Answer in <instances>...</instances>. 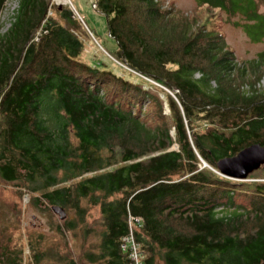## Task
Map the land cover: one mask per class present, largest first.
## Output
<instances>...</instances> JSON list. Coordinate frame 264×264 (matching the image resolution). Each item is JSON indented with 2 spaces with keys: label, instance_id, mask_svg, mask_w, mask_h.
Wrapping results in <instances>:
<instances>
[{
  "label": "trees",
  "instance_id": "trees-1",
  "mask_svg": "<svg viewBox=\"0 0 264 264\" xmlns=\"http://www.w3.org/2000/svg\"><path fill=\"white\" fill-rule=\"evenodd\" d=\"M93 2L116 44L105 51L157 85L84 58L85 32L69 7L18 0L0 32V181L36 207L72 212L55 230L82 226L84 240L94 237L89 264H130V217L140 218L132 233L143 264H264V165L244 181L216 168L264 145V92L241 89L261 76L264 53L239 67L223 33L173 23L157 0ZM196 2L240 15L234 25L264 40L256 0ZM92 207L96 226L86 224ZM43 240L29 235V264H77ZM22 255L11 234L0 237V264H23Z\"/></svg>",
  "mask_w": 264,
  "mask_h": 264
},
{
  "label": "rangeland",
  "instance_id": "rangeland-1",
  "mask_svg": "<svg viewBox=\"0 0 264 264\" xmlns=\"http://www.w3.org/2000/svg\"><path fill=\"white\" fill-rule=\"evenodd\" d=\"M51 2L56 5L69 7L74 17L79 20L81 28L85 32V35L81 37L84 41V58L102 62L108 68L113 69L115 73L129 80L140 81L139 79H143L157 85L154 81L141 76V74L132 71L126 65L114 60L107 52H112L116 48V44L114 39L109 37L107 33L104 15L94 10L93 6L95 4L93 0H51ZM157 2L163 8L172 12L174 16L173 23L186 20L188 24H193L194 28L204 27L205 29L207 25L206 28L223 33L226 44L234 52L239 67H248L249 61L256 59L258 54L264 53V40L259 43L251 42L243 30L234 25L236 21H244L240 15H235L228 19L223 12L208 8L205 5H199L196 0H157ZM256 2L259 11L264 12V0H256ZM17 6L18 0L6 1L0 15V32H5L10 27ZM83 19L94 33L96 39L91 35V31L84 24ZM262 70H264V66ZM260 75L258 80H255L254 77L247 79L253 84L251 83L250 86L249 82L242 83L241 89L248 94L253 90L264 92V71ZM199 76L200 74H195V78ZM159 93V98L163 104V113L168 115L166 98L161 92ZM167 93L173 97L169 91ZM173 98L176 100L175 96ZM173 148L176 149L177 147L174 145ZM259 172L260 174L264 173V169ZM261 180L264 181V178ZM29 199L30 196L28 194L20 195L16 187L0 181V237L4 238L6 235L11 234L12 243L23 250V264H29L30 262V250L27 244L29 235L34 236L37 234L43 235L45 248L54 251L58 250L61 255H68L79 264H88L85 263L83 257L84 251L91 250L97 240L92 236L84 240L82 226H79L73 232L64 230L63 233H59L55 230V226L61 221L73 219V213L66 212L65 218L60 220L52 209L45 210L36 207ZM99 218L98 207H92L86 217V224L96 226ZM95 248L94 246L92 251H95Z\"/></svg>",
  "mask_w": 264,
  "mask_h": 264
},
{
  "label": "water",
  "instance_id": "water-1",
  "mask_svg": "<svg viewBox=\"0 0 264 264\" xmlns=\"http://www.w3.org/2000/svg\"><path fill=\"white\" fill-rule=\"evenodd\" d=\"M263 165L264 145L260 143L250 144L235 155L223 157L216 162L217 172L220 175L240 181L246 180L250 173ZM205 166L207 165L205 164ZM52 210L59 216L60 220L65 218V212L61 208L52 207Z\"/></svg>",
  "mask_w": 264,
  "mask_h": 264
},
{
  "label": "built area",
  "instance_id": "built-area-1",
  "mask_svg": "<svg viewBox=\"0 0 264 264\" xmlns=\"http://www.w3.org/2000/svg\"><path fill=\"white\" fill-rule=\"evenodd\" d=\"M203 165L205 166L204 162H203ZM133 220L138 223L140 221V218H133V217L129 218V224H130L129 234L123 237L122 248L123 250H126L129 253L130 264H143L144 255L140 251L138 244L135 242L133 233H132V225L134 223Z\"/></svg>",
  "mask_w": 264,
  "mask_h": 264
},
{
  "label": "crops",
  "instance_id": "crops-1",
  "mask_svg": "<svg viewBox=\"0 0 264 264\" xmlns=\"http://www.w3.org/2000/svg\"><path fill=\"white\" fill-rule=\"evenodd\" d=\"M75 260V259H74ZM75 262L77 263V261L75 260ZM85 263H87L86 262V260H85ZM100 263H103V260H100V261H96V262H94V263H92V264H100ZM77 264H79V263H77ZM89 264V263H88ZM91 264V263H90Z\"/></svg>",
  "mask_w": 264,
  "mask_h": 264
},
{
  "label": "bare ground",
  "instance_id": "bare-ground-1",
  "mask_svg": "<svg viewBox=\"0 0 264 264\" xmlns=\"http://www.w3.org/2000/svg\"><path fill=\"white\" fill-rule=\"evenodd\" d=\"M60 1V0H59ZM63 1V0H62Z\"/></svg>",
  "mask_w": 264,
  "mask_h": 264
}]
</instances>
